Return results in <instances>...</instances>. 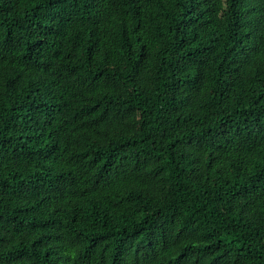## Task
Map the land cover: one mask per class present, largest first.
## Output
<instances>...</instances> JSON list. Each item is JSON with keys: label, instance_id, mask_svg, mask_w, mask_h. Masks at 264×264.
I'll return each mask as SVG.
<instances>
[{"label": "trees", "instance_id": "obj_1", "mask_svg": "<svg viewBox=\"0 0 264 264\" xmlns=\"http://www.w3.org/2000/svg\"><path fill=\"white\" fill-rule=\"evenodd\" d=\"M0 264H264V0H0Z\"/></svg>", "mask_w": 264, "mask_h": 264}]
</instances>
